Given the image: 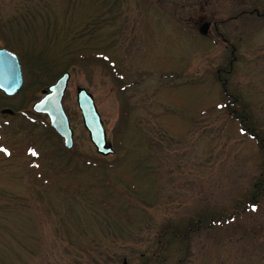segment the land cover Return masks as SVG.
<instances>
[{"label":"rangeland","instance_id":"rangeland-1","mask_svg":"<svg viewBox=\"0 0 264 264\" xmlns=\"http://www.w3.org/2000/svg\"><path fill=\"white\" fill-rule=\"evenodd\" d=\"M239 1L206 8L226 17ZM201 2L0 0V48L24 77L16 95L0 90V264H264V197L154 256L164 227L238 211L264 163V21L220 27L234 58L199 32ZM65 71L73 149L32 110ZM80 87L116 154L91 142Z\"/></svg>","mask_w":264,"mask_h":264},{"label":"water","instance_id":"water-1","mask_svg":"<svg viewBox=\"0 0 264 264\" xmlns=\"http://www.w3.org/2000/svg\"><path fill=\"white\" fill-rule=\"evenodd\" d=\"M206 32V29H202L203 34ZM70 79L71 72L63 73L53 84L43 90V96L32 106L35 113L48 116L50 126L62 137L67 149H72L75 144V131L63 105ZM23 85L24 78L18 55L7 48H0V90L7 96H14ZM76 95L84 126L98 154L105 157L114 155L116 151L113 143L108 139L94 95L84 87L78 88ZM2 113L13 114V110L3 109Z\"/></svg>","mask_w":264,"mask_h":264},{"label":"trees","instance_id":"trees-1","mask_svg":"<svg viewBox=\"0 0 264 264\" xmlns=\"http://www.w3.org/2000/svg\"><path fill=\"white\" fill-rule=\"evenodd\" d=\"M54 61L43 58L40 60V68L45 71L49 69ZM244 118V117H243ZM241 119L242 127L246 130L249 129L252 131V127L247 128L246 124L250 121L249 118ZM248 119V120H247ZM259 141L261 147L264 149V139H261L258 134L253 135ZM264 197V163L261 169L260 174L252 182L248 195L241 199V202L238 205V211L231 214H221V215H200L195 218L191 223L185 225L184 228L172 227L170 225L164 227L161 230L159 237L158 248L154 252V256L157 259L162 260L166 259V252L169 250V246L175 243L179 239H189L191 234L198 233L205 229H210L217 227L224 222H229L236 215L244 212L251 211L253 205H256V209L260 206L261 200Z\"/></svg>","mask_w":264,"mask_h":264},{"label":"flooded vegetation","instance_id":"flooded-vegetation-1","mask_svg":"<svg viewBox=\"0 0 264 264\" xmlns=\"http://www.w3.org/2000/svg\"><path fill=\"white\" fill-rule=\"evenodd\" d=\"M201 2V8L199 10L200 14L197 18V22L200 24L199 32H202V29H206L207 32L203 34L205 37H211V30L213 29L215 35L217 38H220L228 43L230 40L226 37L224 33L220 30V27L223 25H227L232 22H240V24H246V23H253L256 21H264V0H240L237 4V11L234 13V11L224 17V11H220L218 9L211 10L208 12L206 6L211 3L212 0H200ZM217 2V0H213ZM213 33V34H214ZM232 47V56L235 58V50H237L236 46L234 44H229L228 47ZM233 60H231L232 66ZM230 70H227V72H231ZM220 75V79L223 80L221 76V70L218 71ZM225 82H227V79H224ZM226 84V83H225ZM229 96H232L228 93ZM236 113V112H233Z\"/></svg>","mask_w":264,"mask_h":264},{"label":"snow or ice","instance_id":"snow-or-ice-1","mask_svg":"<svg viewBox=\"0 0 264 264\" xmlns=\"http://www.w3.org/2000/svg\"><path fill=\"white\" fill-rule=\"evenodd\" d=\"M241 131H243V129ZM0 150L4 151L7 154H10L8 152V149L7 148H2ZM30 151L32 152L33 155H38V153L34 149H30ZM256 207H257L256 205H253V209L252 210L255 211L256 210Z\"/></svg>","mask_w":264,"mask_h":264}]
</instances>
